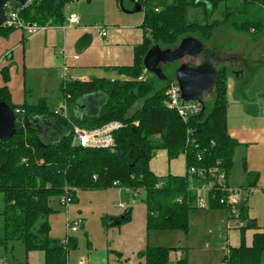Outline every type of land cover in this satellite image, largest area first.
I'll return each mask as SVG.
<instances>
[{
  "label": "trees",
  "instance_id": "1",
  "mask_svg": "<svg viewBox=\"0 0 264 264\" xmlns=\"http://www.w3.org/2000/svg\"><path fill=\"white\" fill-rule=\"evenodd\" d=\"M72 1L35 0L21 8L17 1L11 0L9 8L18 11L27 24L59 27L67 22L65 9ZM140 2L144 13L143 42L134 49L132 66L112 68L124 79L61 83L63 97L70 95L69 109L83 97L105 94L99 115L80 119L55 115L46 99L37 104L29 102L28 91L24 104L15 105L8 87L0 88V101L7 103L15 113L20 111L16 113V134L11 140L0 142V195L3 198L0 247L7 249L10 244H20L25 260L17 264H27L31 252H43L45 264H68L69 254L77 249L78 240L69 234L65 240L53 238L50 224V217L58 212L51 207V199L57 197L61 205L62 197L67 194L65 189L72 203H78L81 191L108 190L115 183L132 191L143 189L141 201L146 210L147 233H187L191 216L203 210L195 206L197 196L188 191V169L214 167L219 163L228 178L233 170L235 151L240 143L228 133L227 77L232 72L228 67L219 68L212 100H203L202 113L187 122L166 105L165 92L176 81L175 74L171 78L165 74V82L154 75L147 79L149 73L144 80L139 78L145 69L144 58L155 45L173 49L189 36L208 44L221 29L252 33L255 39L260 37L264 32V0ZM199 9L203 19L191 15ZM215 13L220 15L213 20ZM13 31L0 28V38L8 37ZM177 65L168 68L177 70ZM4 81L9 82L8 76H4ZM139 103L141 107L137 108ZM113 122L123 125L114 132L115 148L73 145V125L94 130ZM49 127L55 128L56 137L46 140L44 136L48 134L44 129ZM160 150L167 152L169 161L184 156L186 174L157 176L150 162ZM256 179L251 175L248 187L256 186ZM247 204L245 201L240 207V220L244 224L240 228V245L229 248L224 264H263L264 227L250 217ZM209 209L226 212L225 207L217 203L211 204ZM132 211L127 208L115 221L119 225L129 221ZM109 220L110 217L104 216L103 225L109 226ZM248 231L255 232L251 246L246 242ZM177 250L181 249L148 245L138 254V264H172L171 254ZM174 264H189V261L183 256Z\"/></svg>",
  "mask_w": 264,
  "mask_h": 264
},
{
  "label": "crops",
  "instance_id": "2",
  "mask_svg": "<svg viewBox=\"0 0 264 264\" xmlns=\"http://www.w3.org/2000/svg\"><path fill=\"white\" fill-rule=\"evenodd\" d=\"M113 2L108 7L109 13L106 15L107 17L102 19V24L100 22L92 24L90 20H84L78 15L80 23L77 26H69L66 22L63 26L49 27L45 32L32 37L22 30H15L8 37L0 38V88L8 87L13 104H24L27 99L26 92L28 91L29 100L31 95L33 96L34 89L40 93H47L48 91L56 93L57 91L61 101L60 86L62 75L66 69L69 78L82 82H91L93 79L114 80L122 78L112 68L133 65L134 49L142 44L145 36V31L142 28L144 17L142 21L138 17L139 14L143 13V10L139 8L142 7L140 0H113ZM119 3H121L120 7L124 13L118 10ZM66 9H69L68 5ZM72 14L76 13L65 12L67 19ZM99 28H107L108 35L102 37L99 34ZM30 73L38 75L36 81L30 84L34 89L28 86ZM5 75L9 78L7 84L4 81ZM39 99L47 100L46 97ZM105 99L106 95L103 93L83 97L70 107L69 116L77 119L97 116ZM44 132L48 134V136H44L46 140L50 137H56V131L53 127L44 129ZM228 133L241 145H264V130L256 127L254 123L235 130H230L228 127ZM150 168L159 177L183 176L186 174V161L184 156L169 161L167 152L160 150L150 162ZM244 168L247 169L246 159H244ZM228 183L230 184L229 178ZM235 187L248 186L239 185ZM97 192L105 194V202L98 216L110 217L109 226L104 225L106 232H103L102 241L97 244H90L89 252L80 250V254L75 256V261H72V256H69L68 264H71V261L72 264H79L80 261H85L86 264H138L140 261L138 254L144 251L148 245H152L151 233L148 234L146 229V210L141 201L143 196L135 197L129 191L117 188L95 191L94 193ZM124 195L129 196L132 200L139 199L141 204H133L135 203L134 200L130 204L121 203ZM77 197L78 203L76 204H79L82 199L79 198V194ZM118 201L120 203L115 207V203ZM247 206L250 208L249 203ZM51 207L53 206L51 205ZM53 208L58 212L51 217L52 219L50 218L52 230L53 218L60 213V206ZM127 208L133 209L130 220L119 225L115 220L120 219ZM84 210L83 205L78 209L83 222L90 216L89 213L84 214ZM199 211H202L200 214L208 218L219 216L221 223L229 227V218L224 211L206 209ZM82 224L83 228H81L84 231V223ZM52 230L51 236L53 237ZM234 232L231 231L226 234L228 245L233 248L240 245V237L234 235ZM254 233V231L246 233L248 246L252 244ZM87 235L88 233H85V236ZM181 243L182 240H179L177 247L183 250ZM183 256L184 252L179 253V259H177L180 260ZM26 263L45 264V255L43 252H31L27 256Z\"/></svg>",
  "mask_w": 264,
  "mask_h": 264
},
{
  "label": "rangeland",
  "instance_id": "3",
  "mask_svg": "<svg viewBox=\"0 0 264 264\" xmlns=\"http://www.w3.org/2000/svg\"><path fill=\"white\" fill-rule=\"evenodd\" d=\"M111 3H114L113 0H73L68 4L69 9H65V12H75L76 15L81 16L84 20H90L92 24H95V22H100V24H102V19L107 17L106 15L109 13L108 7ZM120 4L121 3H119L118 10L122 11ZM122 13L124 12L122 11ZM141 14H139L138 17L141 18L142 21L144 14ZM193 14L194 17L196 16L199 19H203V13L200 9L194 12L192 11L191 15ZM219 15V13H215L212 19H218ZM28 42L29 40L27 39V43ZM205 48L209 51L220 52V55L234 57L232 61L224 62L218 67V71L221 66H226L232 71L231 75L227 77L229 89L227 95L229 129H240L244 128L245 125L250 126L254 123L256 127L264 130V118L261 114V108L262 105H264V32L260 37L255 39L252 33H235L231 29H221L216 32L212 42L205 44ZM184 62L200 64L203 62V59L200 57L196 59L188 58ZM178 67L179 64L177 65V68ZM163 71L171 78L174 76L176 68L164 67ZM31 73H33L32 70ZM31 73L28 86H31L30 84L35 82L38 77L37 74L33 75ZM152 77V74H149L147 79ZM62 82L63 79L61 83ZM32 88L34 89V87ZM60 96L61 101L59 100V93L57 91L56 93H52L51 91L40 93V91L34 89L33 96L31 95V99L28 101L37 104L40 100L39 98L46 97L50 110L55 112L60 110L66 98L63 97L61 91ZM212 98L213 94L211 93L204 100L210 101ZM139 107H141V103L137 104V108ZM244 159L247 160V169L244 168ZM251 175L256 176L257 181L254 190L256 192L251 193L247 200L250 206L249 211L251 217L257 219L259 225L264 227V145L240 144L235 151L234 167L229 175V182L233 186H248L251 184ZM94 192L95 191H81L79 193V198L82 199L80 203H72L69 206V219L72 222L81 219L83 221L78 211L81 205L85 208L84 214H90L89 218L83 222L85 227L84 231L82 229V224V228L79 229L78 234H69L66 227V210L60 205L57 197L51 199V205L53 207L59 208L60 206V213L53 218V237L61 240H65L68 234L75 238L77 237L78 247L69 254L70 257L72 256V261L76 260L75 256L80 254V250L89 252L90 244H97L102 241L103 238L101 237L103 232H106V228H104L102 222L104 215L98 216L105 202V194H103V192ZM133 200L135 202L133 204H141L139 199ZM133 200L129 196L124 195L121 203L130 204ZM119 203V201L116 202L115 207ZM75 209H77V211H74ZM206 210L210 209L206 208ZM2 211L3 198L0 195V214ZM201 212L202 211H198L193 217L191 216L190 228L187 233L151 232V246L179 249L180 247L177 246L179 245V240H182L181 245L184 251L177 250L172 252V254H174L171 256L172 264L179 259L178 254L182 252H186L184 256L188 258L189 264L224 263L223 259L228 254L227 249L230 248L226 234L235 231L234 235L240 237V228H237L238 221L229 219V227H227L226 224L221 223L218 218L219 216L208 218L200 214ZM85 233H88V235L85 236ZM0 236H3V219L1 216ZM0 259L7 264L23 262L25 260L24 250L18 243L10 244L7 249L5 247H0Z\"/></svg>",
  "mask_w": 264,
  "mask_h": 264
},
{
  "label": "built area",
  "instance_id": "4",
  "mask_svg": "<svg viewBox=\"0 0 264 264\" xmlns=\"http://www.w3.org/2000/svg\"><path fill=\"white\" fill-rule=\"evenodd\" d=\"M35 0H28L25 6L30 5ZM159 12V9L156 10ZM80 23L78 15L72 14L67 19L69 26H77ZM50 26H38L27 24L19 15L18 11L11 10L8 6L7 20L4 24V28L22 30L26 32L30 37L45 32ZM100 29V28H99ZM99 34L102 37L108 35L107 28L99 30ZM148 72L144 69L143 75L139 80H144ZM64 83L71 82L73 79L67 76V69L62 75ZM124 79V77H122ZM166 105L169 109L174 110L187 122L190 118L198 116L202 113V104L199 102H184L181 97V91L177 82H172L165 92ZM70 95H67L64 103L61 105L59 111H55V115H61L64 118H68L69 115V101ZM18 110L16 113H19ZM262 117L264 118V105L261 109ZM123 125L119 122H113L107 124L99 129L87 130L79 126L73 125V145L80 146L82 148L92 149H112L115 148L114 132L121 129ZM200 160V158H199ZM189 187L188 191L197 196L195 206L199 209H206L213 203H217L220 206L225 207L224 212L229 219H235L238 221L237 228H242L243 223L240 220V207L248 200L251 193L254 192V187H235L228 183V176L223 168L219 167V163L214 167L202 168L191 167L188 169ZM119 189L129 191L135 197L143 194V189L129 190L127 188H120L117 183L113 185L112 189ZM67 194L62 197L61 205L66 210L67 223L66 227L69 234H74L79 231L83 223L82 220L70 221L68 217V209L72 204L71 196L68 195V189H65ZM221 195V197H218ZM181 202V200H179ZM121 207H124L121 205ZM228 253H229V249ZM228 255V254H227ZM0 264H6L0 262ZM79 264H86L85 261H80ZM224 264V263H222Z\"/></svg>",
  "mask_w": 264,
  "mask_h": 264
},
{
  "label": "water",
  "instance_id": "5",
  "mask_svg": "<svg viewBox=\"0 0 264 264\" xmlns=\"http://www.w3.org/2000/svg\"><path fill=\"white\" fill-rule=\"evenodd\" d=\"M10 1L0 0V28H4L6 23ZM15 1L23 8L28 0ZM139 8L142 10V7ZM199 57L203 58V62L200 64L184 62L188 58ZM233 59V56L220 55L216 51L207 50L204 43L189 36L173 49H163L159 45L153 46L144 58V68L149 74L165 82L167 76L163 72V67L180 64L175 71V79L181 91L182 100L202 103L208 95L215 91L219 65ZM15 124L16 113L7 103L0 101V142L5 143L14 137L16 134Z\"/></svg>",
  "mask_w": 264,
  "mask_h": 264
},
{
  "label": "flooded vegetation",
  "instance_id": "6",
  "mask_svg": "<svg viewBox=\"0 0 264 264\" xmlns=\"http://www.w3.org/2000/svg\"><path fill=\"white\" fill-rule=\"evenodd\" d=\"M203 59V58H202ZM180 65V64H179ZM164 68V67H163Z\"/></svg>",
  "mask_w": 264,
  "mask_h": 264
}]
</instances>
